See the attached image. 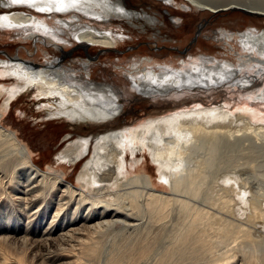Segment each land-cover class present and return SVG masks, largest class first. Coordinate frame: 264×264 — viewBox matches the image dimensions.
<instances>
[{
	"label": "bare ground",
	"instance_id": "obj_1",
	"mask_svg": "<svg viewBox=\"0 0 264 264\" xmlns=\"http://www.w3.org/2000/svg\"><path fill=\"white\" fill-rule=\"evenodd\" d=\"M189 2L210 9L236 4L264 14V2L256 0ZM0 7L1 30L27 32L24 39L49 40L61 50V43L75 41L113 47L124 39L123 31L104 27L113 19L155 25V17L128 9L123 0H0ZM43 14L57 18L51 22ZM220 34L234 42L236 59L202 56L168 68L143 57L122 68L146 98L179 99L234 86L264 103V83L254 94L258 79L264 82V28ZM61 60L0 57V78L14 80L0 83V118L29 90L48 118L106 122L119 113L118 89L93 80L87 59L81 68ZM200 103L69 140L57 159L86 158L75 183L50 166L40 169L29 147L0 122V264H264V171L254 168L258 154L250 159L253 150L264 151V117L248 101L241 112L227 103ZM201 137L213 142L206 150L197 143ZM235 144L242 156L222 165L234 157ZM142 150L166 185L160 191L149 174L135 172Z\"/></svg>",
	"mask_w": 264,
	"mask_h": 264
},
{
	"label": "rangeland",
	"instance_id": "obj_2",
	"mask_svg": "<svg viewBox=\"0 0 264 264\" xmlns=\"http://www.w3.org/2000/svg\"><path fill=\"white\" fill-rule=\"evenodd\" d=\"M123 1L128 9H139L137 11L142 9V11L155 17V25L154 27L144 25L141 28L138 23L133 26L125 20H111L104 27L112 28L117 32L123 31L124 36V39L117 40L113 47L90 45L88 47L85 46L86 49H84L81 44L79 45L75 41L61 43L63 45V50H61L52 45L49 40L43 41L42 38H40V41L31 38L24 39L23 36L27 35V32L17 34L15 30L0 29V57L19 56L41 64L45 62L46 58L51 59L58 56L62 59L61 63L67 66L72 65L75 68H81L80 62L82 59H87L93 80L113 84L118 89L117 91L115 90V94L117 95V102L121 104V110L114 118L105 123L97 122L101 123L100 125L73 126L62 118L46 117L45 111L37 106L38 100L34 97L33 90L18 94L2 112L1 124L15 131L19 139L29 147L35 164L43 170L50 166L53 169L64 172L65 178L71 183H75L77 180V174L86 158H79L73 163H67L62 161V159L58 161L57 155L60 154L62 149L66 148L65 146L69 147V140H75L76 137L82 135L94 136L104 132V129L110 130L123 126H134L144 122L149 117L161 116L168 111L180 110L183 106L195 105L199 102L204 105L227 103L235 112H241L239 108L248 101L250 102L248 107L255 110L260 117H264V103L259 102V99L254 102L253 98H248L244 91L235 89L234 86H221L193 97L186 96L179 99L176 97L144 98V96L138 95L133 90L131 79L125 69L122 68V66L130 67L129 65L143 57H151L157 62V65H168L166 66L168 68L179 67L182 65V61L189 63V61L197 60L202 56L236 59V53H239V50H237L234 42H226L220 31L224 29L227 32H241L246 28L262 30L264 28V15L246 14L238 10L211 13L210 10L191 5L189 0H170V4L165 0ZM256 1L264 2V0ZM167 13L175 15L171 16L174 19L172 20L173 23L169 22ZM43 16L50 19L49 21L51 22H54L57 18L56 16L50 17L47 14H43ZM230 44H233L235 52L231 49L232 46ZM81 70L84 72L83 68ZM12 81L14 80L0 78V83L4 82L6 85H10ZM263 83V81L258 79V86L255 88L254 94L259 91ZM4 97L5 94L0 97V107ZM198 140V145L201 148L205 147V150L209 147L208 145L213 144L206 137H201ZM245 143L251 145V139L249 138L247 142L245 140ZM201 148L200 150H203ZM250 148L254 149V147ZM255 150H253L250 159H253L258 154L257 157H260L254 159V161L257 160L254 162L257 167L255 166L254 168L258 170L263 168L262 170L264 171V166L262 167L260 164L261 162L264 163V151ZM230 151L234 157L231 156V160L229 159L228 161L222 160L223 163L221 161L220 164H233L235 163L233 160H237L242 156L239 144L232 146ZM216 153V155L219 154L218 151ZM126 158L127 168L131 171L133 169L130 168L132 164L130 162L131 155L127 153ZM136 158L141 159L140 162L142 163L140 164L142 165H136L137 170L135 172L141 170L149 174L155 188L158 189L157 191L166 186L159 179L156 165L151 160L147 150L137 151ZM223 168L225 167L221 166V169Z\"/></svg>",
	"mask_w": 264,
	"mask_h": 264
},
{
	"label": "water",
	"instance_id": "obj_3",
	"mask_svg": "<svg viewBox=\"0 0 264 264\" xmlns=\"http://www.w3.org/2000/svg\"><path fill=\"white\" fill-rule=\"evenodd\" d=\"M0 9H1V7H0ZM204 9L210 10L212 12H218V11H224V10H238V11L244 12L246 14L264 15L263 12H261V11H257V10L250 9V8H247V7H244L241 5H236V4L227 6L225 8L223 7V8L210 9L208 7H204ZM137 10H139V9H137ZM83 48L86 49V47H84V46H83ZM144 98H146V97H144ZM64 121H66L69 125H73V126H77V125L92 126V125H100L101 124V123L100 124L97 123L96 121L69 122L65 119H64ZM103 123H105V122H103Z\"/></svg>",
	"mask_w": 264,
	"mask_h": 264
},
{
	"label": "flooded vegetation",
	"instance_id": "obj_4",
	"mask_svg": "<svg viewBox=\"0 0 264 264\" xmlns=\"http://www.w3.org/2000/svg\"><path fill=\"white\" fill-rule=\"evenodd\" d=\"M162 1H163V0H162ZM172 1H173V0H172ZM164 3H165V1H164ZM167 3L170 4V2H167ZM171 4H172V3H171ZM140 10H142V9H140ZM167 14L169 15V16H168V17H169V22L173 23L172 20H174V19H173L171 16L174 15V14H173V13H167ZM174 16H175V15H174ZM178 18H179V16H178Z\"/></svg>",
	"mask_w": 264,
	"mask_h": 264
}]
</instances>
